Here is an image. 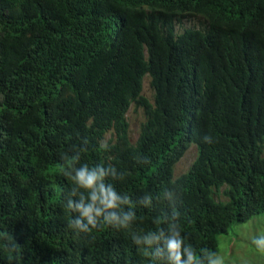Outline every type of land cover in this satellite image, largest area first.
I'll use <instances>...</instances> for the list:
<instances>
[{
	"label": "trees",
	"instance_id": "16d2710c",
	"mask_svg": "<svg viewBox=\"0 0 264 264\" xmlns=\"http://www.w3.org/2000/svg\"><path fill=\"white\" fill-rule=\"evenodd\" d=\"M261 212L264 0H0V264H211Z\"/></svg>",
	"mask_w": 264,
	"mask_h": 264
},
{
	"label": "rangeland",
	"instance_id": "374dc122",
	"mask_svg": "<svg viewBox=\"0 0 264 264\" xmlns=\"http://www.w3.org/2000/svg\"><path fill=\"white\" fill-rule=\"evenodd\" d=\"M199 22L201 19L198 17L183 18L176 25V29L197 26ZM141 93L151 100L152 89L148 85L147 78L142 80ZM125 117L128 123V138L132 143L137 137L144 115L141 108L131 104ZM194 156L195 148L190 145L175 163L173 175L176 176L185 171ZM217 244L218 252L212 264H264V212L254 214L244 222H231L227 231L217 236Z\"/></svg>",
	"mask_w": 264,
	"mask_h": 264
},
{
	"label": "clouds",
	"instance_id": "9594fccd",
	"mask_svg": "<svg viewBox=\"0 0 264 264\" xmlns=\"http://www.w3.org/2000/svg\"><path fill=\"white\" fill-rule=\"evenodd\" d=\"M192 17H196V16H192ZM183 18H185V17H182V19ZM179 22H175L174 23V28L176 29V25L178 24ZM188 27H191V26H188ZM188 27H184V28H188ZM183 27L182 28H180V30H177V31H182V29H184ZM143 78H147V82H148V77L146 76V75H144L143 76ZM143 78H142V80H143ZM141 86H142V81H141ZM150 87V86H149ZM141 90H142V88H141ZM153 92V91H152ZM142 94V93H141ZM145 97V96H144ZM146 98V97H145ZM147 100H149V99H147ZM149 101H151V100H149ZM131 105V104H130ZM129 105V106H130ZM133 105V104H132ZM129 106H128V108H129ZM128 108H127V110H128ZM142 110V109H141ZM127 112V111H126ZM143 112V111H142ZM125 115H126V113H125ZM144 115V114H143ZM126 118V117H125ZM144 120V119H143ZM128 124V123H127ZM140 126V125H139ZM138 130H139V128H138ZM127 132H128V129H127ZM138 134V133H137ZM136 139V138H135ZM206 139H207V137H206ZM133 143V142H132ZM210 143V142H209ZM190 145H193L194 146V144H190ZM189 145V146H190ZM188 146V147H189ZM187 147V148H188ZM194 148H195V146H194ZM187 150V149H186ZM185 150V151H186ZM184 151V152H185ZM184 154V153H183ZM182 154V155H183ZM195 156H196V149H195ZM195 156H194V158H195ZM182 157V156H181ZM180 157V158H181ZM179 158V159H180ZM193 158V159H194ZM193 161V160H192ZM191 161V162H192ZM191 164V163H190ZM175 165V164H174ZM174 165H173V167H174ZM190 166V165H189ZM188 166V167H189ZM187 170V169H186ZM185 170V171H186ZM184 172V171H183ZM172 174H173V169H172ZM174 176V175H173ZM177 176V175H176ZM175 177V176H174ZM78 179L80 180V182L82 183V184H84V185H86V186H91L92 184H93V182H94V180L96 179V177H95V175L94 174H86L83 170L78 174ZM109 196L111 197V193H109ZM222 197V196H221ZM105 203H107L108 205H111L112 204V199H107L106 201H105ZM92 211V209H91V207H89L88 209H86V211H85V214L87 215L88 213H90ZM99 210H97V212H98ZM90 222H91V220H90ZM78 223V222H77ZM178 247V244L175 242V241H170L169 242V248L170 249H173V250H175L176 248ZM177 259H178V257H177ZM215 259V258H214ZM212 264V263H211Z\"/></svg>",
	"mask_w": 264,
	"mask_h": 264
}]
</instances>
